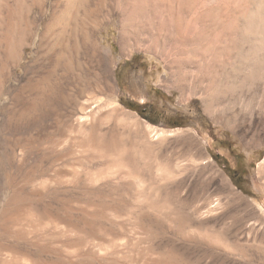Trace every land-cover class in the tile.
I'll use <instances>...</instances> for the list:
<instances>
[{
    "label": "rangeland",
    "instance_id": "1",
    "mask_svg": "<svg viewBox=\"0 0 264 264\" xmlns=\"http://www.w3.org/2000/svg\"><path fill=\"white\" fill-rule=\"evenodd\" d=\"M187 5L0 0V264H264V102L204 106L179 30L156 52Z\"/></svg>",
    "mask_w": 264,
    "mask_h": 264
},
{
    "label": "bare ground",
    "instance_id": "2",
    "mask_svg": "<svg viewBox=\"0 0 264 264\" xmlns=\"http://www.w3.org/2000/svg\"><path fill=\"white\" fill-rule=\"evenodd\" d=\"M186 5V15L167 7L165 19L162 7L157 9L156 52L172 62L171 47L162 49L161 34L170 39V28L179 30L181 45L175 48L181 55L177 59L185 64L186 74L190 73V89L203 94L204 106L209 109L220 105L230 108L236 104L248 107L256 100L261 110L260 102H264V0H186ZM258 82L263 83L259 98L246 99L241 92L255 85L258 92ZM244 102L246 104H242ZM147 127L150 126L147 124ZM155 133L160 135L167 131L158 129Z\"/></svg>",
    "mask_w": 264,
    "mask_h": 264
},
{
    "label": "trees",
    "instance_id": "3",
    "mask_svg": "<svg viewBox=\"0 0 264 264\" xmlns=\"http://www.w3.org/2000/svg\"><path fill=\"white\" fill-rule=\"evenodd\" d=\"M143 68H146V66H143ZM154 93L156 95H159V97H161L162 99H164V97L166 96V94L164 92H162L159 88H154ZM127 107L134 109L136 111L139 112V114L141 115H145V111L143 110L144 108H142V105L138 102H133V101H124L123 102ZM144 106L149 105V110L152 109V107H154L153 104H151V102H146L143 104Z\"/></svg>",
    "mask_w": 264,
    "mask_h": 264
}]
</instances>
